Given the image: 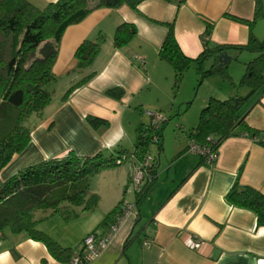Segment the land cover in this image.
Wrapping results in <instances>:
<instances>
[{
    "label": "crops",
    "instance_id": "0c3cea01",
    "mask_svg": "<svg viewBox=\"0 0 264 264\" xmlns=\"http://www.w3.org/2000/svg\"><path fill=\"white\" fill-rule=\"evenodd\" d=\"M27 1L43 8L56 0ZM231 16L246 21L254 19L251 27L254 36L264 37V0H143L136 10L126 5L95 9L81 22L68 26L52 65L53 79L48 83L50 101L40 112L27 117L30 140L2 169L1 179L6 180L20 169L45 159L64 156L68 151L78 156L132 151L140 129L149 124L146 111L164 115L167 109L170 116L173 112L178 115L183 106L189 107V98L178 97L179 87L174 90L172 66L158 56L167 32L166 23L173 22L174 38L181 52L196 58L203 50V41L210 47L247 42L248 23ZM121 23L134 25L136 34L118 48L113 44V35ZM84 40L98 41V53L89 67L73 70L74 52ZM250 53L248 61L256 56ZM88 74L91 78L87 82L64 97L71 85ZM112 87L122 90L119 98L105 94ZM229 96L225 90L201 96L194 120L193 115L190 122L179 117V133L164 130L168 121L164 115L166 121L158 129L160 147L158 143H150L148 147L149 151L154 146L157 153L152 155L153 185L120 222L106 247L86 264L264 263V226L256 225L252 211L232 206L225 199L236 179L264 194V144L247 130L264 131V93L257 92L246 103L244 126L237 127L238 134L220 144L212 164L186 150L187 134L196 126L197 113L207 99ZM88 117L107 124L94 127ZM148 132L151 134L150 128ZM132 158L90 177V191L99 196L94 210L70 221L54 214L42 220L38 228L71 250L78 248L89 233L102 235L116 214L105 224L101 222L124 201L123 189L131 190L133 198L124 202L134 204L136 200L131 184L126 186L137 164ZM123 163H128V169L122 167ZM51 219V225H41ZM96 227L99 229L95 230ZM195 239L202 241L197 250L191 247ZM145 240L149 241L148 247L143 245ZM0 264L62 262L42 242L24 233L7 232L0 241Z\"/></svg>",
    "mask_w": 264,
    "mask_h": 264
},
{
    "label": "trees",
    "instance_id": "16d2710c",
    "mask_svg": "<svg viewBox=\"0 0 264 264\" xmlns=\"http://www.w3.org/2000/svg\"><path fill=\"white\" fill-rule=\"evenodd\" d=\"M141 1L56 0L39 8L27 0H0V172L30 140V130L24 121L30 114L40 112L50 101L46 85L53 79L52 65L64 30L81 22L95 9L126 5L136 10ZM231 18L248 23L249 35L245 44L210 47L203 41L202 52L196 58H189L181 52L174 38L173 22H168L166 35L158 50L159 58L173 68L174 90L179 87L185 70L192 64L201 78L214 73L230 78L226 64L217 65L222 51L231 48L256 53L245 63V73L238 85L248 88V92L242 95L236 91L225 99L209 97L199 112L196 126L187 134L188 140L216 150L226 138L238 134L237 127L244 126L243 108L250 98L259 91L264 93V38L254 36L251 29L254 19L246 21L234 16ZM135 34L134 25L119 24L113 35L114 46L119 48L126 45ZM205 34H209V28ZM99 46L98 41H82L74 52L73 70L89 67ZM205 63H208V68L204 67ZM90 78L91 74H88L71 85L64 97ZM234 88L236 90L237 85ZM105 94L119 98L122 90L112 87L105 90ZM87 120L94 127L107 124L96 117H88ZM247 130L264 144V131ZM148 131L149 124L146 129H140L132 151L119 150L108 155L98 152L89 156H78L68 151L64 156L45 159L22 168L6 180L0 177V241L6 238L7 232L24 233L42 242L49 253L62 263L68 262L73 250L60 246L39 230L37 225L54 214L64 221H70L81 213L94 210L99 196L90 191V177L130 157L136 161L141 159L151 143L152 137ZM157 134L159 136V132ZM157 143L160 147V138ZM130 179L126 186H129ZM153 183L154 178L140 191H135L134 205H138ZM225 199L232 206L252 211L256 215V225L264 226V194L260 191L236 179ZM123 203L121 200L116 208L108 212L101 224L116 214L114 222L120 215Z\"/></svg>",
    "mask_w": 264,
    "mask_h": 264
},
{
    "label": "built area",
    "instance_id": "2783aa9c",
    "mask_svg": "<svg viewBox=\"0 0 264 264\" xmlns=\"http://www.w3.org/2000/svg\"><path fill=\"white\" fill-rule=\"evenodd\" d=\"M146 114L150 119L149 128L152 137L151 143H157L159 140V136L157 134L158 129L160 125L166 121V118L161 113L155 111H146ZM186 150L187 152L199 155L203 159V162L209 165L212 164L217 158L216 149H212L206 145L198 144L192 140H188ZM153 178L155 179V160L147 150L141 159L137 161L136 167L133 170L130 179V184L135 191H140L146 184L150 183ZM134 208L135 205L133 203L124 202L121 206L120 215L107 227L106 232H104L102 235H97L95 233H89L86 235L83 238L81 245L73 250L70 260L62 264H86L91 259L97 257L106 247L113 234L116 232L120 222ZM201 244L202 241L195 239L193 240L191 247L197 250L201 247ZM143 245L148 247L149 241H143Z\"/></svg>",
    "mask_w": 264,
    "mask_h": 264
},
{
    "label": "rangeland",
    "instance_id": "374dc122",
    "mask_svg": "<svg viewBox=\"0 0 264 264\" xmlns=\"http://www.w3.org/2000/svg\"><path fill=\"white\" fill-rule=\"evenodd\" d=\"M226 53L230 57V60L226 63V71L229 74L230 78L223 77L217 73L201 78L193 64L190 65L185 70L184 77L182 78V81L180 82V86L178 88V90H180V94L178 97L185 99L189 98L187 99L189 101V107L185 109V107L183 106L181 109L182 111H180L178 115H176L175 112H173L169 116L167 109L165 111L166 113L162 112L165 115V117L168 119V121L165 123L164 130L167 128V131L172 130V131H177L179 133L180 129L177 128V126L178 124H180L179 123L180 116L184 117L186 122H190L192 120V115H193V120H194V114H196V112L194 113V111H196V107L198 106V102L201 100V96H203L206 93L209 94L211 91L225 90V92H227V94L230 93V95L236 93V91L237 93L244 95L248 92V88L239 87L238 85L240 83L242 75L245 73L244 63L248 61V58H250L251 53L246 50L234 51L230 49L226 51ZM208 66H209L208 63H205L204 67L208 68ZM236 85L237 88L235 90L234 87ZM46 88L49 89L50 84L49 85L47 84ZM198 115L199 113H197L196 116L197 119H198ZM24 124L27 125V119L24 121ZM149 151L151 155H155V156L157 155L154 146L150 147ZM122 167L128 169V163H123ZM121 198H123L124 201L133 199L131 190L123 189ZM57 216L59 217V215ZM75 221L76 222H72V223H77L78 221H80V219ZM52 222H53L52 219L47 220L46 222L41 223V225L45 224L49 226L52 224ZM38 229L40 230V227ZM98 229L99 227L95 228V230Z\"/></svg>",
    "mask_w": 264,
    "mask_h": 264
},
{
    "label": "water",
    "instance_id": "95a60500",
    "mask_svg": "<svg viewBox=\"0 0 264 264\" xmlns=\"http://www.w3.org/2000/svg\"><path fill=\"white\" fill-rule=\"evenodd\" d=\"M230 60V57L227 55L226 51H222L217 59V65L221 66L223 64H226Z\"/></svg>",
    "mask_w": 264,
    "mask_h": 264
}]
</instances>
